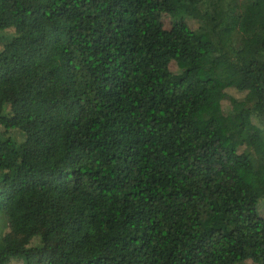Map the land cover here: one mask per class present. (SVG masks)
<instances>
[{
	"label": "trees",
	"instance_id": "obj_1",
	"mask_svg": "<svg viewBox=\"0 0 264 264\" xmlns=\"http://www.w3.org/2000/svg\"><path fill=\"white\" fill-rule=\"evenodd\" d=\"M13 263L264 264V0H0Z\"/></svg>",
	"mask_w": 264,
	"mask_h": 264
},
{
	"label": "rangeland",
	"instance_id": "obj_2",
	"mask_svg": "<svg viewBox=\"0 0 264 264\" xmlns=\"http://www.w3.org/2000/svg\"><path fill=\"white\" fill-rule=\"evenodd\" d=\"M170 24H171V22L169 21V19H168V18H165V19H164V25L168 28V27H170ZM194 26H195V25H194ZM231 93H232V92H231ZM13 101H14V102L12 103V105H13L14 107H17V106H18L17 102H16L15 100H13ZM224 105H225L224 108H226V106L228 105V103H224ZM38 258H39V257L37 256V254H34V255L31 256V261L34 263ZM13 264H22V263H13Z\"/></svg>",
	"mask_w": 264,
	"mask_h": 264
}]
</instances>
